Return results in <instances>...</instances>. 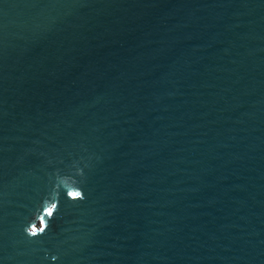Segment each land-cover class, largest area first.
Returning <instances> with one entry per match:
<instances>
[{
  "label": "water",
  "instance_id": "1",
  "mask_svg": "<svg viewBox=\"0 0 264 264\" xmlns=\"http://www.w3.org/2000/svg\"><path fill=\"white\" fill-rule=\"evenodd\" d=\"M0 264H264V0H0Z\"/></svg>",
  "mask_w": 264,
  "mask_h": 264
},
{
  "label": "snow or ice",
  "instance_id": "2",
  "mask_svg": "<svg viewBox=\"0 0 264 264\" xmlns=\"http://www.w3.org/2000/svg\"><path fill=\"white\" fill-rule=\"evenodd\" d=\"M75 195H79V194L77 193V194H75Z\"/></svg>",
  "mask_w": 264,
  "mask_h": 264
}]
</instances>
